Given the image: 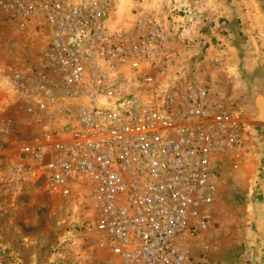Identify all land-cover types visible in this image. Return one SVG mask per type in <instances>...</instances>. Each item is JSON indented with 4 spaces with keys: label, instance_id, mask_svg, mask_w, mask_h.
<instances>
[{
    "label": "built area",
    "instance_id": "1",
    "mask_svg": "<svg viewBox=\"0 0 264 264\" xmlns=\"http://www.w3.org/2000/svg\"><path fill=\"white\" fill-rule=\"evenodd\" d=\"M0 6L45 44L10 76L37 125L15 186L34 177L89 208L111 264H218L195 246L214 224L221 171L247 161L248 129L210 80L185 74L182 26L136 7L124 24L120 0Z\"/></svg>",
    "mask_w": 264,
    "mask_h": 264
},
{
    "label": "rangeland",
    "instance_id": "2",
    "mask_svg": "<svg viewBox=\"0 0 264 264\" xmlns=\"http://www.w3.org/2000/svg\"><path fill=\"white\" fill-rule=\"evenodd\" d=\"M201 1L210 0H120L117 19L124 24L131 22L136 7L153 11L161 22L173 14L182 25L191 22L185 21L190 13L184 11L186 5L189 8ZM190 28L187 36L195 39L199 30L195 19ZM44 45L30 25L10 17L0 6V264H111L106 242L95 229L89 208L78 207L79 202L67 203L34 177L24 181L22 188L15 186L14 168L26 162L20 148L24 140L33 139L37 125L21 102L19 91L11 88L10 76L34 66ZM249 163L254 165L256 160L243 163L246 186L252 176L245 169ZM241 188L234 186L223 196L216 206L213 226L195 246V252L200 249L218 264H240L235 260L246 248L245 188Z\"/></svg>",
    "mask_w": 264,
    "mask_h": 264
},
{
    "label": "crops",
    "instance_id": "3",
    "mask_svg": "<svg viewBox=\"0 0 264 264\" xmlns=\"http://www.w3.org/2000/svg\"><path fill=\"white\" fill-rule=\"evenodd\" d=\"M180 4L183 5V1ZM187 5L184 11L190 13L186 14L185 21L191 22L180 24L187 58L184 72L191 80H210L225 104L243 113L248 129L244 131L243 151L247 161L256 160V172L248 178L246 186L241 170H230L229 165H225L219 175L222 197L217 207L230 188H245L242 204L247 244L241 256L252 255L256 244L264 248V198L257 197L263 173L259 167L264 162V133L261 132L264 123L258 121L255 114L257 108L264 111V0H210L191 3L189 8ZM194 19L199 29L195 39L188 38L186 33L191 30ZM168 22L167 19L163 23ZM249 80L254 86L252 91Z\"/></svg>",
    "mask_w": 264,
    "mask_h": 264
},
{
    "label": "water",
    "instance_id": "4",
    "mask_svg": "<svg viewBox=\"0 0 264 264\" xmlns=\"http://www.w3.org/2000/svg\"><path fill=\"white\" fill-rule=\"evenodd\" d=\"M248 82L250 83L249 89L250 91H252L254 86L253 84H251V80H249ZM256 110L257 111L255 114H256L257 120L264 123V111L260 110L259 108H257ZM261 132L264 133V126L261 127ZM263 165H260L259 171L260 173L263 171L262 176L264 177V166ZM259 190H260V193L257 194V197L259 196V197L264 198V178H263V182L259 184ZM256 246L257 244L255 245V248H254L255 250H253V252L251 253L252 255H250L249 253H245L239 259L235 260V262L236 263L243 262L245 264H264V248L262 250V247H260L259 245L257 247Z\"/></svg>",
    "mask_w": 264,
    "mask_h": 264
},
{
    "label": "bare ground",
    "instance_id": "5",
    "mask_svg": "<svg viewBox=\"0 0 264 264\" xmlns=\"http://www.w3.org/2000/svg\"><path fill=\"white\" fill-rule=\"evenodd\" d=\"M243 166V165H242ZM242 166L240 167V170L242 169ZM256 163H254V165H251L250 163L246 166V170L249 171L248 174H251L253 175L254 172H256ZM239 171V170H238ZM244 176V175H243ZM254 176V175H253ZM252 179V178H251ZM252 182V181H251ZM250 190V188H249ZM247 213H248V210H247ZM246 233V232H245Z\"/></svg>",
    "mask_w": 264,
    "mask_h": 264
},
{
    "label": "flooded vegetation",
    "instance_id": "6",
    "mask_svg": "<svg viewBox=\"0 0 264 264\" xmlns=\"http://www.w3.org/2000/svg\"><path fill=\"white\" fill-rule=\"evenodd\" d=\"M263 164H264V162H263ZM263 178H264L263 176L260 177V179H261L260 184L263 182Z\"/></svg>",
    "mask_w": 264,
    "mask_h": 264
}]
</instances>
